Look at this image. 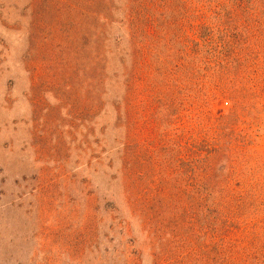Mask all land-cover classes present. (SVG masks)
<instances>
[{"label":"rangeland","instance_id":"1","mask_svg":"<svg viewBox=\"0 0 264 264\" xmlns=\"http://www.w3.org/2000/svg\"><path fill=\"white\" fill-rule=\"evenodd\" d=\"M0 264H264V0H0Z\"/></svg>","mask_w":264,"mask_h":264}]
</instances>
